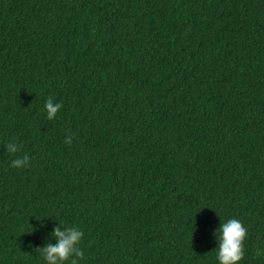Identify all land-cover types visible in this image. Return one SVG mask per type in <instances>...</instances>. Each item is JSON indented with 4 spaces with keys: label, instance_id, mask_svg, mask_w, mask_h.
<instances>
[{
    "label": "trees",
    "instance_id": "16d2710c",
    "mask_svg": "<svg viewBox=\"0 0 264 264\" xmlns=\"http://www.w3.org/2000/svg\"><path fill=\"white\" fill-rule=\"evenodd\" d=\"M229 218L264 264V0H0V264H216Z\"/></svg>",
    "mask_w": 264,
    "mask_h": 264
},
{
    "label": "clouds",
    "instance_id": "9594fccd",
    "mask_svg": "<svg viewBox=\"0 0 264 264\" xmlns=\"http://www.w3.org/2000/svg\"><path fill=\"white\" fill-rule=\"evenodd\" d=\"M61 108V102H56L52 97L47 98L43 109L46 119L55 120ZM64 142L71 144L72 137L66 136ZM6 150L8 153L15 154L18 146L14 143H8ZM29 164L30 160L27 155L11 161V166L18 169L27 168ZM83 235L77 226L54 228L52 237L55 243L48 244L40 252L43 264H79L84 256L79 247ZM214 235L216 264H240L244 257V241L247 237V228L242 222L236 218H229L224 222L220 221ZM70 257L74 258L70 260Z\"/></svg>",
    "mask_w": 264,
    "mask_h": 264
}]
</instances>
